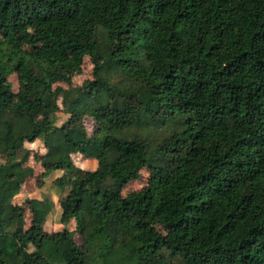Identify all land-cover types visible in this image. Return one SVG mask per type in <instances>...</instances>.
Segmentation results:
<instances>
[{"label": "trees", "instance_id": "1", "mask_svg": "<svg viewBox=\"0 0 264 264\" xmlns=\"http://www.w3.org/2000/svg\"><path fill=\"white\" fill-rule=\"evenodd\" d=\"M4 95L0 194L61 173L9 201L0 264H51L31 253L46 241L61 264H264V0H0ZM93 138L104 154L81 168Z\"/></svg>", "mask_w": 264, "mask_h": 264}, {"label": "rangeland", "instance_id": "2", "mask_svg": "<svg viewBox=\"0 0 264 264\" xmlns=\"http://www.w3.org/2000/svg\"><path fill=\"white\" fill-rule=\"evenodd\" d=\"M4 64V59L2 61ZM81 73L73 79V83H80L83 79H90L92 77V64L89 60V57L85 56L82 58L81 63L79 65ZM9 80L13 83V88L15 86L14 76L13 74L9 75ZM56 86L65 87L66 85L62 82L51 83L48 85V88H54ZM45 90V87H41V91ZM13 100L12 96L4 95L0 98V107H6L10 101ZM28 110L32 113V115L37 118V111L28 106ZM58 123L64 119V114L58 113ZM84 124L88 132L91 130L92 122L89 118H84ZM81 153L83 157L78 156L74 158V163L84 169H92L95 165V159L102 156L104 154V148L102 145V141L99 138H93L90 141L81 144ZM81 154V155H82ZM59 156L57 149L49 147L48 155L46 156L47 160H54ZM33 169L34 174L40 171V167L37 162H35L30 156L26 163ZM59 171H52L45 179L44 184L41 188L36 189L34 186L33 178L26 179L20 186L14 187L9 185L1 194H0V216L2 218H7L9 216V201H19L28 196L35 197H43L44 193H48L52 195L53 190L50 189L51 180L59 175ZM147 180V172L145 169H141L139 171V175L137 178L128 181L121 190V195L125 196L127 193L132 191H139L145 184ZM147 200L142 202H136L135 205L139 207L140 212L144 215L147 212ZM56 211L52 210L49 216V221H47V226H51L52 223L56 222ZM29 220V213L27 210L24 212V227L27 226ZM55 220V221H54ZM93 226V217L91 213L85 215V230L82 235L74 234V241L78 243L80 239L85 235V233ZM57 227V225H55ZM31 253L40 257H43L51 264H61V255L58 250H55L52 247V244L49 241H46L39 251L31 250Z\"/></svg>", "mask_w": 264, "mask_h": 264}, {"label": "crops", "instance_id": "3", "mask_svg": "<svg viewBox=\"0 0 264 264\" xmlns=\"http://www.w3.org/2000/svg\"><path fill=\"white\" fill-rule=\"evenodd\" d=\"M55 171H59L60 173H61V171L60 170H55ZM60 173H59V175H60ZM55 178V177H54ZM40 198V197H39ZM53 210L54 211H56L55 213L57 214V216H56V219L55 220H57V218H58V216H59V209L58 208H56V207H54L53 208ZM52 212V211H51ZM49 216H50V213L47 215V217H46V221H45V224H44V226L47 228V229H49V230H53V229H57L60 225L57 223V222H54V223H52V225L51 226H47V221H49ZM54 220V221H55ZM55 225H57V227H55Z\"/></svg>", "mask_w": 264, "mask_h": 264}]
</instances>
